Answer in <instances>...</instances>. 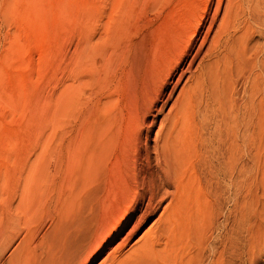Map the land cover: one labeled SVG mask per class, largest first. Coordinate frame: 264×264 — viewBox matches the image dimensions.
Wrapping results in <instances>:
<instances>
[{"label": "bare ground", "instance_id": "6f19581e", "mask_svg": "<svg viewBox=\"0 0 264 264\" xmlns=\"http://www.w3.org/2000/svg\"><path fill=\"white\" fill-rule=\"evenodd\" d=\"M200 1L182 5L183 39L145 73L119 151L121 207L105 202L116 196L108 165L119 164L109 109L93 116L66 194L51 208L20 205L2 225L8 264H91L120 226L128 229L97 264H264V144L255 131L264 114V0H215L212 12L207 0L189 18Z\"/></svg>", "mask_w": 264, "mask_h": 264}, {"label": "rangeland", "instance_id": "374dc122", "mask_svg": "<svg viewBox=\"0 0 264 264\" xmlns=\"http://www.w3.org/2000/svg\"><path fill=\"white\" fill-rule=\"evenodd\" d=\"M206 1L198 9L190 5L188 17L202 13ZM186 2L0 0V229L9 216L21 215L20 205L51 208L58 193L66 194L85 139L92 138L93 116L109 109L117 117L111 153L119 164L117 169L108 165L116 196L105 202L118 207L126 179L124 152L119 151L127 148L133 132L130 116L140 105L145 73L169 55L176 39H183L179 17ZM105 100L113 106L100 104ZM170 105L156 115L151 139ZM151 121L149 117L146 127ZM255 131L264 144V114ZM142 134L144 142L146 130ZM127 229L120 226L112 236ZM113 237L91 264L117 242ZM5 250L0 264L8 262L11 248Z\"/></svg>", "mask_w": 264, "mask_h": 264}]
</instances>
